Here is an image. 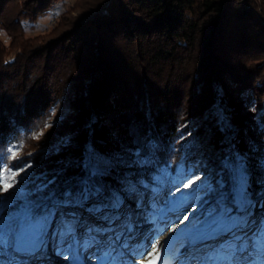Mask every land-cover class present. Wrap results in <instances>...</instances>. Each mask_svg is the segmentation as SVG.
Masks as SVG:
<instances>
[{"label": "trees", "instance_id": "16d2710c", "mask_svg": "<svg viewBox=\"0 0 264 264\" xmlns=\"http://www.w3.org/2000/svg\"><path fill=\"white\" fill-rule=\"evenodd\" d=\"M54 1L0 0L14 49L6 60L0 45L4 167L30 153L36 174L62 187L108 159L113 178H138L144 203L123 223L140 216L150 230L187 205L203 207L182 182L200 175L208 184L209 168L219 178L230 157L247 161L252 191L264 185V114L254 116L264 100V0H82V14L68 9L48 34L24 36L21 22ZM64 99L65 115L34 138ZM13 146L23 154L10 156ZM130 152L135 164L120 169L116 158ZM193 221L182 233L201 223Z\"/></svg>", "mask_w": 264, "mask_h": 264}, {"label": "snow or ice", "instance_id": "6c2138e0", "mask_svg": "<svg viewBox=\"0 0 264 264\" xmlns=\"http://www.w3.org/2000/svg\"><path fill=\"white\" fill-rule=\"evenodd\" d=\"M30 167L9 165L7 179L0 173V264H46L49 248L68 264H82V250L90 249L95 264H136L123 259L129 254L123 221L142 208L137 177L113 178L102 163H89L78 179L62 187H54L53 179L21 191L20 173ZM204 179L192 175L182 182L187 198L200 194L207 213L190 239H223L211 247L177 250L175 264H264V185L251 190L247 161L239 155L225 162L219 178L208 184ZM188 220L185 215L181 223ZM176 230L173 224L165 233ZM168 247L157 237L131 255L140 256V264H173Z\"/></svg>", "mask_w": 264, "mask_h": 264}, {"label": "rangeland", "instance_id": "374dc122", "mask_svg": "<svg viewBox=\"0 0 264 264\" xmlns=\"http://www.w3.org/2000/svg\"><path fill=\"white\" fill-rule=\"evenodd\" d=\"M83 2L82 0H55L52 2L51 6L47 10V13H44L41 16H38L34 21H28V20H23L21 22L22 28H23V35L26 37H33V36H42L48 34L52 29H55V27L59 24L57 23V19L59 15L62 12L68 11L70 9V14L75 15V14H82L83 12ZM9 6H7L8 8ZM13 7V6H12ZM12 9V8H11ZM10 37L6 33V31L2 28H0V45H2L5 49V54L3 55V59H10L12 56V52L14 49L12 47L8 46ZM66 102L67 99H64V103L61 106L54 107L51 110V113L48 114L47 120L42 126L41 131L39 134L37 133L36 137L38 135L43 134L44 132H47L48 130L52 129V127L57 124L59 120L65 115L67 112V107H66ZM264 114V100L259 109L254 113V116L258 115H263ZM218 115H220L218 113ZM222 116V115H221ZM253 118L250 117V122L252 123ZM252 120V121H251ZM226 123L232 127V124L230 121H226ZM48 125V127H45V125ZM190 128H192L190 126ZM188 130V129H187ZM261 139V138H260ZM264 143V139H262ZM14 152L15 156L13 157H18L23 154V151H20V148H16V146H13L10 150L9 153ZM30 152V151H29ZM22 159L25 161L10 165L11 168L13 169H19L22 168L28 164H31L30 168H27V171L21 172L20 173V181L21 184L19 187L21 188V191H27L26 186H28L32 181H41L39 182L42 183L46 180H52V178H47L46 176L42 175L43 173L39 172V175L36 174V169L34 168L35 162H30V158L32 159V156L30 157V153L27 155H24ZM136 155L134 152H130L128 154H125L122 157L116 158L119 162H121V167L120 169H130L132 167V164H135L136 162ZM103 165L107 166L110 165V162L108 159L103 160ZM16 165V166H15ZM218 172V168H209V171L207 172V177L211 180L212 178L216 177V173ZM0 173L3 174L4 178L7 179V177L10 175L8 166L4 167L3 169H0ZM38 185V184H37ZM36 186V185H35ZM54 187H58L54 185ZM166 193L165 197L163 198L164 200H169L170 199V194ZM7 195V194H6ZM163 200V201H164ZM162 201V203H163ZM141 203V202H139ZM144 203H142L143 207ZM164 205V204H163ZM133 207H135L133 205ZM197 204H190L187 205L185 208H183L180 211L175 212V214L171 217L173 221L167 222L170 219H164L163 217V225L161 229H155V230H150L149 225L144 221V218L140 216H136L134 218V221L127 226L128 232L125 234V241L127 245L129 246V254L125 255L123 259L128 260V261H136V264H140L141 257L140 256H133L131 255V250H135L136 252H142L145 247L149 246V242L152 241L154 238L159 237L161 239V243L168 242V253L167 256L168 258L172 259L173 264H175V256L177 250L181 252H187L190 250V248L194 245L196 249H201V248H206V247H211L212 245H215L220 242L222 237L216 238L214 240H206V241H199V240H191L190 236L195 233L192 232L189 235H186L185 233H182V225L186 222H191L194 220V223L202 221L204 216H206V211L203 207L199 206L198 208ZM197 208V209H196ZM195 210V214H192V210ZM140 211V210H137ZM139 213H137L138 215ZM187 215L189 217L188 221H183V217ZM128 220V217L127 219ZM173 224L177 225V230L176 232L173 233H165V229L171 227ZM151 226V225H150ZM152 231V232H151ZM183 236V237H182ZM182 237V238H181ZM150 250V248H149ZM93 250H82L81 252V260L82 264H95V260L93 257ZM163 255V253H162ZM46 264H68V261L63 260L59 258L57 255H55L52 251L51 248L48 249V256L46 260Z\"/></svg>", "mask_w": 264, "mask_h": 264}]
</instances>
